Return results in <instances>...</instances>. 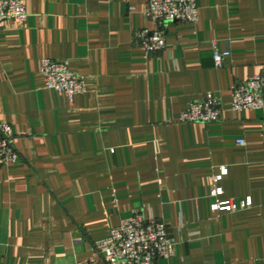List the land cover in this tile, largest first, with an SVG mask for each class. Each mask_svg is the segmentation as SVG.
I'll list each match as a JSON object with an SVG mask.
<instances>
[{
	"label": "crops",
	"instance_id": "1",
	"mask_svg": "<svg viewBox=\"0 0 264 264\" xmlns=\"http://www.w3.org/2000/svg\"><path fill=\"white\" fill-rule=\"evenodd\" d=\"M24 2L25 22L0 24V122L21 155L0 165V264H108L96 242L141 207L175 240L164 264H264V110L232 108L264 70V0H197L156 53L135 39L155 28L148 0ZM45 58L68 60L84 93L46 88ZM207 92L220 119L181 121Z\"/></svg>",
	"mask_w": 264,
	"mask_h": 264
},
{
	"label": "built area",
	"instance_id": "2",
	"mask_svg": "<svg viewBox=\"0 0 264 264\" xmlns=\"http://www.w3.org/2000/svg\"><path fill=\"white\" fill-rule=\"evenodd\" d=\"M28 10L24 0H0V24L6 21L25 22ZM148 18L155 24L154 29H140L135 32L136 41L148 53L164 50L167 41L164 28L172 22H197L199 5L197 0H148ZM230 50L214 46V60L222 67ZM41 72L46 88L65 93L71 100L84 93L85 78L70 68L68 60L45 58ZM232 108L264 110V70L245 82L232 87ZM222 114L219 97L207 92L200 99L193 100L182 112L183 122H213ZM240 143H244L240 141ZM21 155L15 146V133L6 122H0V165L16 164ZM251 199L216 202L213 210L238 211L247 208ZM175 240L167 223L144 207L137 208L133 214L113 227L107 237L96 242L97 251L108 264H164L174 255Z\"/></svg>",
	"mask_w": 264,
	"mask_h": 264
}]
</instances>
